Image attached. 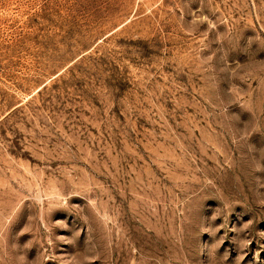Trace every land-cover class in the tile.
I'll list each match as a JSON object with an SVG mask.
<instances>
[{
  "label": "rangeland",
  "instance_id": "rangeland-1",
  "mask_svg": "<svg viewBox=\"0 0 264 264\" xmlns=\"http://www.w3.org/2000/svg\"><path fill=\"white\" fill-rule=\"evenodd\" d=\"M0 264H264V0H0Z\"/></svg>",
  "mask_w": 264,
  "mask_h": 264
}]
</instances>
